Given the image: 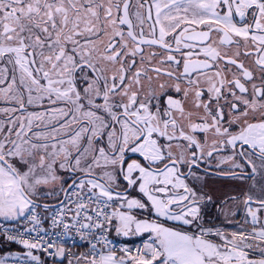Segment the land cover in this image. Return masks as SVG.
I'll use <instances>...</instances> for the list:
<instances>
[{
    "label": "snow or ice",
    "instance_id": "obj_1",
    "mask_svg": "<svg viewBox=\"0 0 264 264\" xmlns=\"http://www.w3.org/2000/svg\"><path fill=\"white\" fill-rule=\"evenodd\" d=\"M0 103V217L31 261L264 264V0H0ZM213 161L250 182L217 208L250 230L206 219ZM113 232L148 239L118 256Z\"/></svg>",
    "mask_w": 264,
    "mask_h": 264
},
{
    "label": "built area",
    "instance_id": "obj_2",
    "mask_svg": "<svg viewBox=\"0 0 264 264\" xmlns=\"http://www.w3.org/2000/svg\"><path fill=\"white\" fill-rule=\"evenodd\" d=\"M53 211V210H52ZM52 211H50L49 213L45 214L42 213L41 211L37 210L38 213H41L43 216H47L49 217V219L44 220L43 222V227L45 229L48 230L49 233H51L53 231L52 227H51V219L50 216L52 214ZM31 225L29 223H27L26 221L20 224H7L4 223L3 221L0 220V236H2L4 239L7 240L6 236L7 234H12V235H16L18 232H23L25 227H30ZM7 230V231H5ZM55 232H60V229H55ZM42 236H45V233H41ZM31 236H35V233H26L24 232V238H29ZM109 239H111L113 241V244L116 246L117 248V254L118 253H122L119 251V249H122L124 247L127 248H131L133 250H135L138 247H142L143 243H134V244H130V245H126V243L121 240V239H117L113 236V234L111 233L109 235ZM9 241V240H7ZM13 244H16L18 246L24 247L23 245L19 244L16 241H9ZM61 243L64 244V247L66 250H69L71 253L73 254H81V253H87L88 252V245L86 241H81L79 239V237H75V239H61L60 241ZM39 252H41L45 258L49 261V262H56L58 260H60L61 258L57 257V258H52L50 256H48L47 253H44L43 251L37 250ZM71 256L66 257L65 259H71ZM14 264H36V262L31 261V259L29 257L26 258H17L15 261H13Z\"/></svg>",
    "mask_w": 264,
    "mask_h": 264
},
{
    "label": "rangeland",
    "instance_id": "obj_3",
    "mask_svg": "<svg viewBox=\"0 0 264 264\" xmlns=\"http://www.w3.org/2000/svg\"><path fill=\"white\" fill-rule=\"evenodd\" d=\"M241 59H244L245 60V63L246 64H249V63H251V60H252V58H245V57H241ZM5 105L4 104H2V103H0V107H4ZM0 118H4L3 116H0ZM225 154H227V153H225ZM228 165L227 164H224V165H222L221 166V168L220 169H217L216 168V166H215V161H213V163H212V167H211V169H213V170H216V171H218V172H220V171H225V170H227L228 169ZM200 173V172H199ZM57 175H59V176H67L68 175V173L67 172H65V171H63V170H59L58 172H57ZM200 175H202V176H204V173H201ZM209 182H208V184H207V191L209 192V193H212V192H214L215 194H217L216 196L217 197H215L214 195H213V197H214V201L216 200V201H220V200H222V199H224L225 198V196H226V194H229L228 193V189H227V187H228V185H231V184H235V183H238V182H241V181H237V180H232V179H229L228 177H226V178H224V177H221V176H218V175H211V174H208V175H206V176H204ZM214 179H217L218 181H223L224 182V185L222 186L224 189H222V190H219V189H217V188H215L213 185H212V187H211V184H213L214 183ZM59 184H60V182L58 181V182H56L55 184H53V185H50V186H47V187H44L43 189H42V191H49V190H52V191H55V190H57L58 188H59ZM232 193V192H231ZM133 195H135V193H133ZM50 197H46L45 199H49ZM52 198V197H51ZM215 201V202H216ZM230 204H231V202H229ZM219 202H216V204L214 205V206H210L209 207V209H208V211H212V212H216L217 213V215H218V217H219V222H217V225H219V226H221L222 228H224V229H226V230H233V229H236V225L240 222L239 221V218H240V220L241 221H244V219H245V214L243 215V216H239V217H230L229 219H231L233 222L232 223H228V222H226V220H225V218H224V216H222V215H220V214H218V212H217V208H219ZM241 207H242V212H241V214L244 212V210H243V206L241 205ZM48 212V211H47ZM173 224V222H171V221H169L168 222V225L169 226H171ZM248 230V229H247ZM129 238H131V239H137V238H141V241H143V242H146V240L148 239V234H144L143 236H130Z\"/></svg>",
    "mask_w": 264,
    "mask_h": 264
},
{
    "label": "crops",
    "instance_id": "obj_4",
    "mask_svg": "<svg viewBox=\"0 0 264 264\" xmlns=\"http://www.w3.org/2000/svg\"><path fill=\"white\" fill-rule=\"evenodd\" d=\"M62 178L64 180V183H66L67 181H70L69 174L67 176H62ZM45 198L46 197H42L38 202L50 203V204L58 203L57 198H53V197L52 198L50 197L49 199H45ZM39 210L41 209L39 208ZM41 211H44V210H41ZM0 220L4 221L5 223H13V224L17 223L16 221L6 220L2 217H0ZM113 234L115 237H118V238H126L127 240L129 238V237L116 236L114 232ZM129 240L141 241V238L129 239ZM27 251L28 249L19 247L16 244L8 242L3 237H0V259H5V264H14L13 261H15L17 257H22V258L27 257L26 255ZM33 254L35 255V250H33ZM119 255H122V254H119ZM43 262L44 264H67V260L65 258H61L60 260L54 263H51L44 258Z\"/></svg>",
    "mask_w": 264,
    "mask_h": 264
},
{
    "label": "flooded vegetation",
    "instance_id": "obj_5",
    "mask_svg": "<svg viewBox=\"0 0 264 264\" xmlns=\"http://www.w3.org/2000/svg\"><path fill=\"white\" fill-rule=\"evenodd\" d=\"M152 51H156V52H158V53H161L162 54V51L163 50H161V49H158V48H153V49H151ZM203 167L204 166H202V170L200 171V173H198L199 175L201 174V173H203ZM216 173H218V171H216V170H213V169H209L208 170V174H211V175H218V174H216ZM202 176V175H201ZM218 176H221V177H224V178H226V176H222V175H218ZM204 177V176H203ZM215 181H214V183L213 184H211V187H212V185L215 187V188H217V189H219V190H222V189H224L222 186L224 185V182L223 181H218L217 179H214ZM204 183H206V185L208 184V180L204 177V181H203ZM247 183H250V182H238V183H235V184H231V185H228V187H227V191H228V193H231V194H235V192L237 191V190H239L240 188H244L245 190H246V188H247ZM210 194H212V195H214L215 197H217L216 195L217 194H215L214 192H212V193H210ZM135 195H136V193H135ZM213 199H214V197H213ZM216 201V200H215ZM216 202H219V201H216ZM241 212H242V207H241V205L239 206V210H238V212H237V215H236V217H241V216H243L245 213L243 212L242 214H241ZM206 219H209V220H211L213 223H215L216 225H217V222H219V217H218V215H217V213L215 212H212L211 210L210 211H208V216L206 217ZM239 223L236 225V229H233V230H229V231H238V230H240V226L241 225H243V228L244 229H248V230H250L251 229V225L250 224H245L244 223V221H241L240 220V218H239Z\"/></svg>",
    "mask_w": 264,
    "mask_h": 264
},
{
    "label": "trees",
    "instance_id": "obj_6",
    "mask_svg": "<svg viewBox=\"0 0 264 264\" xmlns=\"http://www.w3.org/2000/svg\"><path fill=\"white\" fill-rule=\"evenodd\" d=\"M67 183H69V181H67V182L65 183V186H67ZM60 198H62V197H60ZM36 254H37V256L40 257L41 260L44 259V257H43L41 254H39V253H37V252H36Z\"/></svg>",
    "mask_w": 264,
    "mask_h": 264
},
{
    "label": "water",
    "instance_id": "obj_7",
    "mask_svg": "<svg viewBox=\"0 0 264 264\" xmlns=\"http://www.w3.org/2000/svg\"><path fill=\"white\" fill-rule=\"evenodd\" d=\"M41 204H44V203H41ZM50 205H57V204H50Z\"/></svg>",
    "mask_w": 264,
    "mask_h": 264
}]
</instances>
